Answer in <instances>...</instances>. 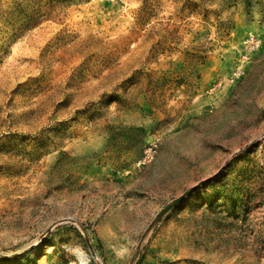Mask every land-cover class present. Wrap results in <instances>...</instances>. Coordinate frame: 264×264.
<instances>
[{
  "label": "rangeland",
  "instance_id": "374dc122",
  "mask_svg": "<svg viewBox=\"0 0 264 264\" xmlns=\"http://www.w3.org/2000/svg\"><path fill=\"white\" fill-rule=\"evenodd\" d=\"M0 264H264V0H0Z\"/></svg>",
  "mask_w": 264,
  "mask_h": 264
},
{
  "label": "water",
  "instance_id": "95a60500",
  "mask_svg": "<svg viewBox=\"0 0 264 264\" xmlns=\"http://www.w3.org/2000/svg\"><path fill=\"white\" fill-rule=\"evenodd\" d=\"M171 206V205H170Z\"/></svg>",
  "mask_w": 264,
  "mask_h": 264
}]
</instances>
